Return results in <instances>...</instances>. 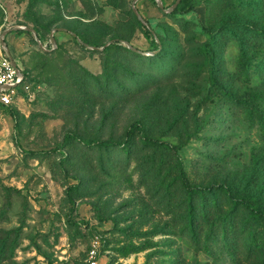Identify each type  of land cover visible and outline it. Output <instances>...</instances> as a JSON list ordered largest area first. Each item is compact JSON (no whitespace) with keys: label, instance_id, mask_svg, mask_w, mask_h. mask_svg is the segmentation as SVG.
<instances>
[{"label":"rangeland","instance_id":"374dc122","mask_svg":"<svg viewBox=\"0 0 264 264\" xmlns=\"http://www.w3.org/2000/svg\"><path fill=\"white\" fill-rule=\"evenodd\" d=\"M2 34L0 264H264V0H0Z\"/></svg>","mask_w":264,"mask_h":264},{"label":"built area","instance_id":"2783aa9c","mask_svg":"<svg viewBox=\"0 0 264 264\" xmlns=\"http://www.w3.org/2000/svg\"><path fill=\"white\" fill-rule=\"evenodd\" d=\"M2 48L4 46L0 35V106L9 107L16 88L22 83L23 74L17 67L12 66L7 56H3ZM94 257L95 252L91 251L90 264H96Z\"/></svg>","mask_w":264,"mask_h":264},{"label":"trees","instance_id":"16d2710c","mask_svg":"<svg viewBox=\"0 0 264 264\" xmlns=\"http://www.w3.org/2000/svg\"><path fill=\"white\" fill-rule=\"evenodd\" d=\"M174 13H176L175 10H174ZM142 20L145 22V19H142ZM139 25L143 29V35H144L145 39L148 40V41H150V43L153 45V50L157 49V46L155 45V42L152 40L151 31L148 28H145L144 26H142L141 24H139ZM36 35H37L38 39L40 40V37H39L38 33H36ZM74 41L76 43H78L76 39H74ZM40 42H42V41H40ZM48 47L51 48V45L49 43H48ZM49 48H47V49H49ZM131 54L132 55H135L136 57H140V55H138L136 52H131ZM248 99L251 100V101H247V100H243L242 99V102H243L244 105H247L249 102L250 103L251 102L254 103L255 100H256L255 97H254V95H249L248 96ZM0 107H2V106H0ZM2 108L7 109L8 107H2ZM99 145L100 146H103V145L106 146V145H108V143L107 142H102ZM179 180H180L181 186L185 190L190 191V192H194V191L198 190L196 187H192L191 185H189V183H188V181H187V179L185 177V174L182 171V169L179 172ZM244 205H246L247 208H248V210H249V214L248 215H249L250 221L252 223H255L256 225H258V224L264 225V211H263V209L261 210L260 208H257V207H249V205L247 203H244Z\"/></svg>","mask_w":264,"mask_h":264},{"label":"water","instance_id":"95a60500","mask_svg":"<svg viewBox=\"0 0 264 264\" xmlns=\"http://www.w3.org/2000/svg\"><path fill=\"white\" fill-rule=\"evenodd\" d=\"M177 2H179V1H177ZM174 6H175V5H173V6L171 7V9H173ZM158 7H159V8H162V4H161L159 1H158ZM131 9H132V12H133V13L139 18V20H140L142 23H144L143 20L138 16L137 11H136V9H135V7H134V3L131 5ZM32 33H33V35H34V37H35L36 42H37L38 45H39V48L43 49V46L41 45V43L39 42V40H38L37 37L35 36V33H34V32H32ZM3 36H4V34L1 35V43H2V45L4 46L5 44H4V41H3ZM50 41H51V44L54 46L55 43H54V39H53V35H52V33L50 34ZM111 43H112V41H109L105 46H107V45H109V44H111ZM125 45H126L129 49H131L132 51H136V50H134L133 48H131V47L128 45V43L125 42ZM103 48H104V47H102L101 49H103ZM43 50H44V49H43ZM8 59L10 60L12 66L16 67L14 61L12 60V58H11L10 56H8ZM19 74H20V73H19ZM20 75H21V74H20Z\"/></svg>","mask_w":264,"mask_h":264},{"label":"crops","instance_id":"0c3cea01","mask_svg":"<svg viewBox=\"0 0 264 264\" xmlns=\"http://www.w3.org/2000/svg\"><path fill=\"white\" fill-rule=\"evenodd\" d=\"M3 39H4V38H3ZM50 45H51V47L53 46L52 44H50ZM4 49H5V46H4ZM4 49L2 48V51H4ZM2 51H1V52H2ZM7 57H8V56H7ZM15 65H16V64H15ZM16 67H17V66H16Z\"/></svg>","mask_w":264,"mask_h":264}]
</instances>
